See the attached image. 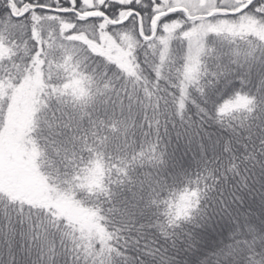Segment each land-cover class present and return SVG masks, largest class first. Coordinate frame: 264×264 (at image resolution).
<instances>
[{"label":"snow or ice","instance_id":"6c2138e0","mask_svg":"<svg viewBox=\"0 0 264 264\" xmlns=\"http://www.w3.org/2000/svg\"><path fill=\"white\" fill-rule=\"evenodd\" d=\"M0 264H264V0H0Z\"/></svg>","mask_w":264,"mask_h":264}]
</instances>
